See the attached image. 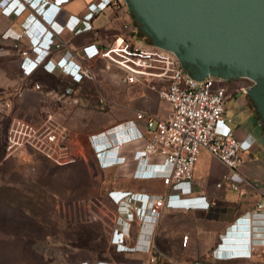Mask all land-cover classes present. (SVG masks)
<instances>
[{"label": "crops", "instance_id": "crops-1", "mask_svg": "<svg viewBox=\"0 0 264 264\" xmlns=\"http://www.w3.org/2000/svg\"><path fill=\"white\" fill-rule=\"evenodd\" d=\"M47 1L48 10L40 15L21 0H5L0 4V44L10 46L22 35L19 44L29 50L26 57L19 55L17 60L23 77L36 71L48 73L46 70L52 67L58 71L59 65L71 57L72 49L87 54L86 60L96 73L97 81L100 72L97 64L102 63L101 69H106L102 59L94 53L98 47L110 44L121 34L125 24L137 28L131 33L133 42L152 44L138 31L123 0L90 14L87 8L94 0H34V6L42 7ZM54 4L60 5L58 12L53 11ZM52 35L68 47L64 44L59 49H51ZM34 62L38 66L31 69ZM121 72L122 80L117 86L120 90L113 93L111 99L108 98L109 103L103 109L94 99V94L83 89L84 84L90 81L83 79L75 82L60 73L54 76L64 79L78 97L76 105L66 107L72 138L74 127L80 126L88 131V135L104 131L114 143L135 139L141 134H148L145 120L136 118L138 111L151 112L159 117L166 116L170 111V104L150 88L151 83L156 87L162 86L161 83H127ZM46 76L53 77L52 74ZM236 83V79L231 81L234 87L242 86ZM97 93L98 97L101 93L98 90ZM83 117L92 119L84 123ZM224 117L231 120L229 126L243 149L244 162L239 173L231 172L228 180L217 188L216 183L225 168L209 153L202 152L195 165L193 186L183 195V202L190 209H166L155 224L140 223L139 218L146 194H161L166 186L159 178H132L130 173L134 169L138 172L144 170L147 162L142 160L137 164L132 160V154L140 145L139 139L124 147L122 154L129 160L107 170L117 176L111 188L115 190L116 211L112 221L113 231L116 230L111 243L113 252L104 258L87 259L88 264L96 260L127 264H264V215L258 216L255 222H251L250 218L264 186V121L253 101L239 88L226 102ZM76 141L78 145L79 141ZM92 156L99 169L93 153ZM163 173L164 169H156V175ZM231 183L236 184L238 189H233ZM124 191H130V194L126 195ZM184 235L188 237L186 245L182 244ZM120 242L123 243V250L116 248V243ZM218 244L223 246L219 248L221 254L251 248V255L217 257L214 249ZM150 259H154L153 262Z\"/></svg>", "mask_w": 264, "mask_h": 264}, {"label": "built area", "instance_id": "built-area-1", "mask_svg": "<svg viewBox=\"0 0 264 264\" xmlns=\"http://www.w3.org/2000/svg\"><path fill=\"white\" fill-rule=\"evenodd\" d=\"M3 2L5 0H0V4ZM21 2L27 7L32 6L34 12L39 15L48 10V1L42 7L34 6V0H21ZM118 3L119 0H94L88 5L87 13H97L104 6ZM52 8L54 12H58L60 5L54 4ZM135 28L134 25H123L121 34L110 44L98 47L94 55L102 59L105 69L115 66L123 71L127 83H154V81L161 83L160 87L151 83L150 88L156 90L158 97L167 101L171 109L164 117L151 112L136 113L137 119L145 120L147 135L141 134L135 139L114 143L102 131L88 135V143L99 169L106 171L128 161L129 157L122 154L124 147L137 139L140 140L137 151L132 154L134 157L132 160L137 164L142 160L146 161L147 167L140 172L134 169L130 173L131 177L159 178L166 186V190L161 194H146L147 199L139 218L140 223L146 221L155 224L166 209L185 211L190 209L188 204L183 202V195L193 186L195 165L202 152L209 153L225 168L216 183L217 188L228 180L231 172L239 173V168L244 162L243 149L229 126L231 120L226 119L224 114L226 102L232 98L237 89L246 94L251 85L234 87L231 85L234 79L212 75L201 80L195 79L186 71L174 52L153 44L143 45L133 42L131 33L137 30ZM25 32L27 34V30ZM21 36L16 38L13 46L20 56L26 57L29 50L20 46ZM52 37L54 38L50 44L51 49H59L65 44L58 41L56 35ZM70 50L71 57L59 65L58 71L52 67L46 72L53 76L60 73L75 82L83 79L95 82L96 73L86 60L87 54ZM22 66L27 70L24 65ZM37 66L38 63L34 62L31 69ZM29 89L37 94L39 102L32 115L11 117L4 138V156L14 157L23 153L24 157L31 159H28L31 164L30 171H35L33 163L38 159L58 166L71 163L74 161L70 153L72 132L68 126L69 115L66 107L78 103L73 87L66 84L64 87L45 88L41 83L34 82ZM97 100L101 109L109 103L108 98L103 94H100ZM1 104L6 108L12 107L9 99L3 100ZM158 168L164 169L165 173L156 175ZM230 186L238 189L236 184L231 183ZM124 194L129 195L130 191H124ZM261 215H264V186L260 192V200L251 212V222L257 221L259 219L257 217ZM115 234L116 230L113 231L112 238ZM182 239V244L186 245L187 235ZM122 246L123 243H116L117 250H123ZM220 247L223 246L218 244L214 249L217 257L251 255V248L224 255L219 252ZM153 260L150 259V262ZM83 264L88 263L84 261ZM90 264L127 263L96 260Z\"/></svg>", "mask_w": 264, "mask_h": 264}, {"label": "rangeland", "instance_id": "rangeland-1", "mask_svg": "<svg viewBox=\"0 0 264 264\" xmlns=\"http://www.w3.org/2000/svg\"><path fill=\"white\" fill-rule=\"evenodd\" d=\"M0 49V264H83L107 257L113 252L116 211L111 188L117 176L96 167L88 131L80 126L74 127L70 142L71 163L58 166L38 159L33 163L35 171H30L31 159L23 153L4 156L11 117L32 115L39 102L37 94L27 90L32 83L50 88L67 82L39 71L23 77L17 66L20 54L13 44H0ZM97 67L98 80L86 82L83 89L96 100L97 90L111 99L120 90L122 72L115 67L102 70L100 62ZM236 82L253 84L244 78ZM8 99L11 108L1 104ZM88 119L92 117L82 121Z\"/></svg>", "mask_w": 264, "mask_h": 264}, {"label": "water", "instance_id": "water-1", "mask_svg": "<svg viewBox=\"0 0 264 264\" xmlns=\"http://www.w3.org/2000/svg\"><path fill=\"white\" fill-rule=\"evenodd\" d=\"M142 33L190 75L247 78L264 121V0H124Z\"/></svg>", "mask_w": 264, "mask_h": 264}, {"label": "trees", "instance_id": "trees-1", "mask_svg": "<svg viewBox=\"0 0 264 264\" xmlns=\"http://www.w3.org/2000/svg\"><path fill=\"white\" fill-rule=\"evenodd\" d=\"M136 24H137V27H138V31L139 32H142L140 29H139V26H138V23L136 22ZM43 74H45V75H47L48 73H43ZM56 79H60V78H56ZM5 138V137H4ZM4 144H5V141H4V143H3V149H4ZM42 161H46V160H43L42 159ZM46 162H48V163H50L49 161H46ZM52 164V163H51ZM53 165H55V164H53Z\"/></svg>", "mask_w": 264, "mask_h": 264}, {"label": "bare ground", "instance_id": "bare-ground-1", "mask_svg": "<svg viewBox=\"0 0 264 264\" xmlns=\"http://www.w3.org/2000/svg\"><path fill=\"white\" fill-rule=\"evenodd\" d=\"M255 241H256L257 243H259V240H258V239H255Z\"/></svg>", "mask_w": 264, "mask_h": 264}, {"label": "flooded vegetation", "instance_id": "flooded-vegetation-1", "mask_svg": "<svg viewBox=\"0 0 264 264\" xmlns=\"http://www.w3.org/2000/svg\"><path fill=\"white\" fill-rule=\"evenodd\" d=\"M244 79H246V80L250 81V80H249V79H247V78H244Z\"/></svg>", "mask_w": 264, "mask_h": 264}]
</instances>
